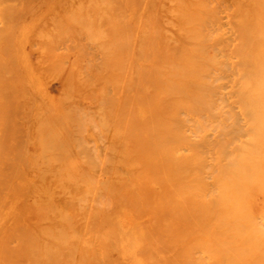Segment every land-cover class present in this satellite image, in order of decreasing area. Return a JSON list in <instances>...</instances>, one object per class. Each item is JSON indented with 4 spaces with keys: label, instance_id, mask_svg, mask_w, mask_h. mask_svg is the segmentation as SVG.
<instances>
[{
    "label": "bare ground",
    "instance_id": "obj_1",
    "mask_svg": "<svg viewBox=\"0 0 264 264\" xmlns=\"http://www.w3.org/2000/svg\"><path fill=\"white\" fill-rule=\"evenodd\" d=\"M261 86H264V0H0V264H51V262L54 263L56 261L57 262L55 264H58L59 262L60 264H64L63 261L66 259L64 257H63L64 259L61 258V256L66 257V255H63V251L65 252L67 248L69 250L67 249L66 252H69V254H74L75 256L79 253H85V250H87L90 247L91 248L89 253L91 254L93 252L92 254L95 255L94 257H97V259H93V260L88 259L89 262H92L91 264H96L97 261L98 264H110L108 263V261L115 264L118 263L125 264L127 261L122 262L123 260L126 259L125 258L126 254L123 252L125 251L124 249L125 247H130L128 242H124L126 243V245L124 244L125 247L123 246V244H121L122 247L121 245H119L121 249L124 250L123 252L118 251L117 250L118 248L115 247L116 245H114V247L112 248L111 244L115 243V239L116 237L118 238V236L119 238L122 237L121 241L125 239L123 238L124 237L123 235L120 236L117 234L118 231H120L119 234L120 233L122 234L123 232L126 231V230L123 232L121 231L122 229L126 228L124 227L123 222L126 223L125 226L132 225V222H130L131 223L130 224L129 222H126L124 220L126 218L124 214L129 216L128 213L129 214L138 213L137 216L138 215H140L138 217L143 216V219L144 217L147 218V216L149 218V215L151 214L150 218L152 217L151 218L152 222H153V216L157 214L155 215V217L157 216L155 221L156 223H158V225L161 223L159 222L160 220L162 221L166 220V222L167 220L173 221L174 219V222L175 220H177L179 221L177 225L180 226V229L176 225V223L172 221L171 222L168 221L170 225L172 223L171 227L173 225L176 226L173 227L176 229V230L174 229L173 231L175 232L178 231L177 234H175L176 236L173 235V237L178 242H180L179 239H177V235L182 234L181 235L182 237L179 236V238L182 239H184L183 237L186 235L188 236L187 241L192 240L194 242V240L196 239V242L199 245H202L203 243L201 242L203 238L205 240L206 237L203 236L205 235V232L203 230L204 229L207 230L206 228V226L208 225L207 222L210 221L213 222L216 217L214 216L213 218L212 216V218H210L209 220V217H211L210 215L208 217V220L206 218L207 222L206 223L203 222L205 225L207 224L205 227L204 224L202 227L201 222L198 224L195 222V221L199 222L198 218L200 217V215L204 214V219L206 217L205 215H207L206 212H205L206 214L205 213L201 214L202 211L200 212V209L198 207L199 204L197 205L196 198L194 197L197 194L196 191L192 190L193 193L196 192V194H193V200L195 199V202L192 200V197L190 195L191 192L188 193L191 199L186 196H185L186 199L183 198L185 202L190 201L191 204L194 202V204L196 205L193 207L194 209L192 208L193 210L191 214H189L188 212L191 210L189 204L182 202L183 201L182 199L176 200V199H180L176 197L179 196L180 192L182 193V191L180 190L181 184L178 186L179 183L176 181L178 179L179 182H183L181 181L182 178L181 179L179 178L182 176L185 179V175L183 174L179 175L180 176L179 178L178 175L177 176L175 175V177L177 178L171 177L173 180L171 178L170 180L173 182L176 179L175 184L170 181L171 184L174 185V186L172 185L173 187L171 186V184L169 185L167 184L170 182L169 180L166 182L165 174L167 177L168 174L167 172L170 170L171 165L170 166L168 165L169 166L168 170H165L168 167L166 164L167 161L165 162V160L168 158L171 159L173 158V157H169V155L173 156L174 153H176L174 152L176 148L177 150L175 151L179 153L178 148L181 150V148L185 147L184 146L185 144L184 145L182 144V141L185 142L184 141L185 135L183 136L182 139H180L181 141L179 140L177 141L180 142V144H182V147L180 148L181 145L179 143L178 144L180 146H175V144H173L176 138L174 140V137H170L169 134L171 133L173 134L174 132L175 133L177 132L176 134H174V136L176 137L177 134H180V132H178L179 127L185 128V126L183 125L179 126L177 127L178 130L173 129L174 132L171 131V133H169L166 130H164L165 129L164 117L165 115L167 117V115L171 113H175L177 115V112L179 114V112L181 111L184 112V115L185 112L187 114L188 113L194 114V116L187 118H189L188 120L195 118L193 120H196L197 123V118L199 116H196L197 117L196 118L195 115L202 114L201 115L202 118L203 117L208 118L207 116L208 115L211 116L213 115V113L215 115L216 113L214 111L216 109L218 110L217 108L218 105L217 104L215 105V103L216 102L223 103V101L228 102V98H227L228 96L230 100L229 102L232 103L231 100L233 102L235 101V99L233 100L232 98V96L234 97L233 94L237 95L238 97L239 96L245 97L249 95L248 97L249 100L252 98L251 95L253 96L255 95L253 97L254 99L258 97L256 95H259V97L256 98L255 100L262 99L260 95H264V88L263 87L260 88ZM233 87H235L234 88L235 91L233 89L232 96H230L229 93L231 89L230 90L228 89ZM237 87H239V89L236 90ZM253 87H257V89H254ZM253 100L252 103L250 102V104L252 105L254 112H256L254 113L255 118L256 116H259V114H261L259 117L262 118L260 120H257V118L256 120H254L259 122L261 121L260 122L261 129H259L260 128L259 124H257L258 126H256L257 129L255 128V126L253 127V124L254 125L256 124L253 122V120H252L253 124L250 125L251 128L252 127L255 128L254 130L255 134L257 133V131L258 133L260 131L259 136L257 135L258 138L256 137L255 134L253 135L251 131H247L250 132L251 134L249 133L250 136L246 137L248 134L245 131V129H246V125L249 126V124H245L246 120H242V119H246V118H243V116H241L242 114H244L243 111L244 112L246 111V113L248 112L247 111L248 108H246L245 110L244 103H242L244 105V109H242L241 111V109L239 108L242 113L238 111L241 115L237 113L241 117H237V115H231V113L234 114L235 112L230 111V109L227 110L230 111V115L232 116V118L233 116L234 117L236 116V118L234 119H237V122L239 120L245 121V123L243 124L245 128L242 129L244 131H242L241 128L239 131H242L244 133L246 132L245 137L246 139H248V141H246L245 139L243 140V136H239V133H236L235 137L238 136L242 138L239 139V141L237 140V138L235 139L238 143L240 142L241 145L239 146L237 142H234L233 143L234 145H232L231 147L234 146L233 148L236 149L235 145L237 144L240 149L245 151V147H247L251 139L250 146L248 145L249 147L246 148L247 155L250 154L248 158H246L247 160L245 159L246 157L245 152L240 151L239 153L240 158L236 157L237 159L234 158L233 161L236 160V162L242 163L244 160L245 164L246 161L247 162L250 161V163L252 162V165H250L251 167L248 166V164L250 163H247L246 167L248 166V168H246V170L251 169L250 172L251 173L253 172L255 176L254 175H251L250 177L245 176V173H243L245 171V168H242L243 165L245 167V164H239V165L237 164V166L236 165L234 166L236 167L241 166L243 170L240 169V167H238L239 171L242 172L241 174H243V176H245L246 179L247 177H249L251 183L253 178L254 180L253 184H255L257 180L254 179V177H256L259 174V172L261 173L264 172L263 171L264 169H261L264 168L263 167L264 165L260 161V159L262 158L261 156L264 155L263 154L264 150L262 149V147L264 146V135L262 134L264 132L263 131L264 113H261V111H259L258 113L256 111V109H258L264 112L263 111L264 99H262V101L259 100L262 102V103L260 102V104H258L259 101L255 102L254 104ZM240 101L242 100L240 99ZM237 102L235 101L234 104H236ZM228 103H226V105L230 106ZM256 103L260 105L259 106L260 109L258 108V105ZM248 104L246 105V107L250 106V104L249 105ZM238 106L242 108L241 104L239 105V103L237 106L234 107L236 108ZM223 111H225V109ZM175 114L174 117H176ZM220 114L219 116L222 115ZM249 115L250 117H252L253 111L246 116L249 117ZM168 117L169 118H167V120L171 119L173 115H171V117L170 115H168ZM225 117L227 116L222 117L223 121H220L219 124L223 125L224 120L226 121ZM173 118L170 122L173 121L178 123L181 120L179 119L178 121H174ZM208 119L206 120L209 122ZM252 119H254V116ZM184 120L182 121L184 122ZM210 120L212 121L213 119ZM216 120L217 119H215V121ZM199 121L200 120H198V122ZM228 122L230 123V120H228ZM249 122H250V118H249ZM199 123L202 124V126L205 125L202 122ZM208 124L210 125V123ZM214 124H213V128H216L214 127L215 126ZM168 125H170V123ZM229 125L230 124H228L227 126L229 127ZM195 126H197V124ZM231 127L232 126L229 127V130ZM237 127L238 128H235L236 130L239 129V126ZM199 128L201 127L199 126ZM203 128L201 130H203ZM213 128L211 127L210 130H213ZM251 128L249 127L247 129H251ZM193 129L196 130V128ZM220 129L222 133L218 132V128L216 132L223 135L228 134V129L226 130L227 132H225L224 129L222 130L221 125H220ZM231 129H234V125L233 128ZM197 130L199 131V129ZM197 130L195 132L194 131L192 132L191 130L189 131L192 132L195 136ZM164 131L168 135H166ZM182 131L183 130H181V132ZM199 133L197 134L198 136L199 135L201 136V133L203 135V132H199ZM229 133L232 134V131H229ZM244 133L240 132V134H244ZM185 134L187 137V133ZM214 134L217 135L216 133ZM165 135L167 136V138L169 136L171 139L170 138L167 139ZM215 135L213 136L215 137ZM223 135L218 134L219 140L217 141L218 142L220 141L219 143L216 141L217 137L214 138L211 135V138L210 139L208 138L209 139L208 142L211 141L212 138L214 139L213 142L214 141L215 142L214 145H212L213 142L209 144L210 145L209 148L214 146L215 149H219L218 146L220 145L219 147L223 146L222 147L223 150V148L225 149L227 144L229 143L232 144L233 140L231 138H233V135L231 138L228 139L232 141L228 143H226V141L224 140H226L227 136L230 135L228 134L224 140L221 137H219V136L223 137ZM262 136H263V141L261 139ZM207 137L208 136L204 138ZM165 138L166 140L169 141L170 139L171 141L169 142V144L166 143V145L168 146L165 145ZM179 138L181 137L179 136ZM189 138L191 139L192 137ZM256 138L258 140H254ZM192 139L190 140V142H192L195 138L193 140ZM220 139L223 141H221ZM197 141L199 144H201L199 142V139ZM243 141L246 142L244 143ZM256 141L257 142L260 141L261 144L259 142L256 143ZM193 143L195 144L196 142L193 141L191 144ZM198 143H196L195 145H197ZM202 144L204 145V143ZM216 144H217V148L215 147ZM173 145L175 147H173ZM195 145H191V147L190 146L188 147L186 145L188 149L185 147L183 148L184 152L183 150H181L182 153L181 152L179 153L180 156L184 153L182 157L179 156L182 160L178 157V159H180L178 160V162L180 163L182 161L181 163H183L184 170L182 169V171H185V173L190 176L188 178L198 177V174L200 173H198L199 171L195 167L196 166L195 163L198 160V157H200L201 155L202 156L204 155L206 157L205 154L211 151V150L209 151V149L207 151V146L205 147V145L207 144L205 143L204 145L205 149L203 150V151L205 150L207 151L205 154H203V151L201 150V148L203 149L201 145V148L198 150L199 152L202 151L201 154L198 153L200 154V156H198L197 153H195L196 151H194L192 154L197 155L198 156L197 158H195L196 156H193L192 154L191 155L187 154L186 158L183 159L185 157V154L187 153L185 152V149L187 150L190 149L191 151L194 149ZM257 145H259L261 148ZM241 146H243L244 149ZM252 146L256 147L257 149L253 148ZM165 147L166 148L169 147L168 152ZM170 148L174 149L173 151L171 150V152H174L173 154L171 152L169 153ZM196 148H198V146L195 147V149ZM214 148L212 151L216 156H218V153L220 151L218 150L217 153L215 152L217 150L214 151ZM240 149L237 150V153L234 150L236 155L238 154V151ZM247 149L248 151L249 150L250 151L247 152ZM252 149L255 151V154L259 155V156L256 155L257 162L260 161L262 166L261 165L259 166V164L256 165V160H254L255 163L251 161V159L254 156L252 155V158H250L251 154L254 153ZM259 151L263 153L262 154L257 153ZM166 152L168 155H166ZM232 153L234 152L233 151L231 152V155L233 156ZM209 154L211 153H208L207 157L209 156L208 160L210 162V160H212L211 158L213 157H211ZM219 154H221V152ZM224 155L222 154L221 156ZM226 155L230 157L229 153ZM241 155L242 158H244L243 160L241 159ZM166 156H168V158ZM177 156L175 155L174 157L177 158ZM202 156L200 157V159L202 158ZM214 159L212 160V162L220 161L219 160L220 157L217 159L219 161ZM227 159L229 158H225L224 160L226 161ZM232 159L230 158L229 162ZM238 159H241L242 161L240 160L237 161ZM263 159L264 158H262V161ZM203 160L204 157L202 159V162H204ZM168 161L171 162L172 160L170 161V159H168ZM174 161L172 162L174 163V168H172L171 171H173L176 168L175 166L180 167V165H182L181 163L179 164L178 162H176L177 159ZM226 162L224 163L227 164ZM200 163L201 162L199 163L197 162V165H199ZM224 163L223 164L221 163L220 166L224 165ZM202 164H200L201 167L205 165ZM211 165L205 166L207 168V171L211 167ZM253 165H255L256 167L258 166V168L256 169L257 171L254 170V168L256 167H252ZM215 167L216 166H214V168ZM225 167H223L225 169V170L223 169L224 171L220 168L218 169L222 170L227 174L226 171H228L227 170L228 168L226 167L227 168L226 169ZM214 168L213 167L211 168L212 174L208 173L211 176L217 174L215 172L213 174L212 169ZM235 168L233 167L234 172H235ZM216 169L213 171H216ZM238 169L236 168V171ZM178 170L180 169L177 168V171ZM204 171L207 172L205 168ZM202 172L200 174L201 177H202ZM228 172L231 173V171ZM234 172L231 173L232 175L230 174L231 177H235L237 175ZM171 174L170 176H173V174L172 175ZM241 174L238 173L239 176ZM207 175L203 174V178ZM210 175H208L206 179L201 178V180L202 181L207 180ZM221 175L222 174H220V176ZM230 175H228L229 177L228 180L231 178ZM262 175L263 173L261 174V176ZM211 176L209 180L210 181L213 180V182L216 181L212 179ZM218 176L219 174L217 175V177ZM239 176L233 179L236 180L237 178V180H239L240 179ZM262 177L261 178L264 179V176ZM220 178L222 182H224L222 184H225L226 181H228V180L223 181L222 177ZM261 178L259 175L258 181ZM194 179H192L194 183L189 182L190 179H187L185 180L187 181V183L185 184H188L189 182V184L192 183L193 186L196 185L195 181L199 179L197 178L195 179V181ZM224 179H227L226 176ZM217 180L219 181V178H217ZM202 181L200 182L201 183L200 186L206 184L204 182L202 183ZM210 181L208 182L210 183ZM230 181L231 182L228 181V184L230 183L232 186H234L233 184H235V182L232 181V179ZM246 182L247 181L245 180L244 183V179H243L242 185L248 183ZM259 182H257L259 184L258 186L260 187L262 186L261 189H263L264 185H262V181ZM163 184H165L164 186L168 185L169 187H171L173 189L172 191H175V193H172L171 191L169 192V190L167 189L165 191V193L166 192L167 193L164 194ZM192 184L190 185L192 186ZM198 184L199 183L197 181V185ZM214 185L215 183H213L211 186ZM218 185L217 187L222 186V185L219 186ZM239 185L241 186V184L238 181V186ZM248 185L249 184H247V186ZM200 186H198V188ZM206 186L207 184L204 187ZM225 186L227 187V185ZM232 186L230 187L231 189ZM247 186L244 187L246 190H247L246 188ZM174 187L176 189L179 187L180 189H177V192L179 190L180 192L176 194V190L174 189ZM198 188L197 190L202 192L201 190L202 187L200 188V190ZM241 188L243 187L241 186ZM182 189L184 188L182 187ZM185 189H187V187ZM217 189L220 190L219 188H216V190H214L216 191V193L215 192L213 193L208 190L209 193L207 194H213V197L219 200L220 198H222V195H220L219 192H217L218 191ZM221 189H224V187H221ZM238 190H239L238 192L239 195L242 194V192H244V191L240 192L239 188ZM224 191H226V189ZM187 192L188 190H186V193ZM227 192L229 191L227 190ZM234 192H237L236 189L234 190ZM170 193L174 195L172 196ZM256 193L259 194L258 192L255 191L254 194ZM162 194H164L163 196L167 194L170 195L169 196L167 195V197L165 196V200H164V198H162ZM183 194L185 193L183 192ZM183 194L182 197L184 196ZM202 194L206 195V193H202ZM246 194L245 196L247 197H245L246 198L245 200L248 201L250 199V196H248V192H246ZM175 195L176 197H174ZM201 195L200 193L198 197L196 195L197 201L200 200L199 201L200 204L201 202L203 203L205 200L208 201L209 198H210L209 201L212 204V200H214V198L213 199L211 198L212 195L209 196L207 195L208 199L204 195H202L204 198H206L205 200ZM216 195L217 196L220 195L221 197L220 198L216 197ZM224 195L225 193L223 194V196ZM234 195L236 196L235 193ZM242 195H240L241 196L239 197L240 199L242 198ZM86 196L88 197L87 200L89 202H87L86 200L85 201L87 203V206L89 207L93 205L94 198L96 199V197L94 196L106 197L107 202H104L106 200L100 197V201L102 202L98 201L100 204L98 205L97 204L98 202H96L98 199L95 200L94 202L96 203H94V205L97 204L100 207L96 208L97 205L96 207L93 206L95 207L93 208V211L96 209L95 213L93 214V212H90L89 214V210L87 209L88 207L86 206L85 201L84 203L82 202L83 201L82 199L86 198ZM226 196L227 197H224V199L226 198L228 200L230 199L228 202L231 201V203H233L231 198H229L231 196H228L227 194ZM168 197L169 198L171 197L170 198L171 201L170 199H166ZM108 198L111 200L108 201L109 200ZM156 198L158 201L156 200ZM200 198L204 201H201ZM90 199L92 202H90ZM124 199H129L132 201L125 202ZM146 199L148 200L150 199L151 201H154L152 203L153 205L149 203L150 200L146 201ZM159 200L160 201L163 200L164 203L165 202L168 203H165L164 206V203L159 202ZM169 201L172 204H170ZM175 201H178L179 203L177 202L175 203V206H173ZM239 201L236 202L234 200V203H237L239 205ZM223 202H225V200ZM243 202L245 203V201ZM206 203L204 202L203 203L204 205H202L201 208L209 204ZM226 203L227 201L223 204ZM101 204L103 208H101ZM176 204H178L177 206H179V204H181L182 206L184 205V208L182 209H184V211H187L188 213L185 212V216H184L183 215L184 211L181 208H178L179 210L181 209L180 211L177 209L180 215L176 212L177 210L174 211L175 212L174 213L172 209L177 208ZM214 204H212L211 210L217 209L219 204L222 203L217 204L218 206L215 205L217 206V208H213L215 207ZM126 205L130 206V208L127 209L125 212V209L127 207ZM168 205L171 206L168 207ZM228 205L229 204H226L223 207H226ZM245 205L243 204V207ZM247 205L246 208L251 206L249 205L247 207ZM161 206H164V209ZM186 206L189 207V210ZM196 207L199 209V212L198 210H196ZM238 207L239 206H237V209L235 207V211L238 210ZM243 207L242 209L244 210ZM100 208L102 210L104 209L103 213L105 214L106 212L107 213L106 216L108 218L110 217V219H107L106 216L104 218V215L103 218H101L103 213L99 212L98 209ZM105 208L106 209L108 208V212ZM109 208H111L110 209L111 211H109ZM112 208L114 211L113 213L117 215V216L115 215L116 217L120 216L118 214L124 211L121 219L123 220V222L121 221L122 223L120 222V217H118L119 220H116L114 216H113L114 218L112 217V215L110 214V212H112ZM159 208L162 210H160ZM228 209H229L228 211H230L231 209L234 210V208L231 209L228 208ZM250 209L251 208H248V210ZM243 210L242 213L244 215L245 212H243ZM193 211L200 213V214L196 213L198 214V217L195 215L193 216V214H195ZM96 212L100 219H98V217L95 218ZM98 212L101 213V216L99 215ZM160 212L161 213L166 212V214L172 212L173 214L171 213L167 214V217L164 218L166 214H160ZM219 212L223 213L222 215L221 213H218L221 216L225 215V213L222 212V209ZM231 212L233 211L231 210ZM250 212L252 211H247L246 214L247 213L250 214ZM263 212L264 210L261 211V213ZM85 213H88L87 216L84 215ZM91 213L93 214L94 218L93 216L90 217ZM141 213L143 214L142 216ZM146 213H148V215L144 216V214ZM215 214L216 212L214 213V215ZM82 215L86 216L85 218H89L86 219V221H89L92 218L91 220L93 222L94 219L95 221L97 220V222L96 223L94 222L93 224L91 220L89 221L90 223L85 222L84 221L85 218H83ZM170 215L173 216L179 215V216L178 218L177 216L172 218L173 216L171 217ZM188 215L189 216L192 215L194 217V221H192V218H189L191 219L189 220ZM243 215L242 218H245V216ZM251 215H253V213ZM228 216H230V219H232L231 214H229ZM228 216L225 218L222 217L223 218L222 221H224L222 223H225L226 220L224 219L227 218L228 220L229 218ZM237 216H239V213ZM237 216H235L236 218L235 222H237L238 219L240 218L239 222H237L240 223L241 217L237 218ZM260 216L261 217L263 216L262 219H264V213L261 214ZM169 217L171 218V220ZM180 217H182V219L184 218L183 219L184 222L182 221V224L180 223L181 222ZM253 217L254 218L247 216V218L252 219V220L249 219L250 224L251 222H253V219L254 221H256L255 219L259 218V216L256 217L254 215ZM161 218H164L165 220ZM199 219L203 220V218H199ZM245 219H243V221L246 222ZM126 220H128V217ZM232 220L230 222L231 226H232ZM258 220H260V218ZM191 221L192 223H190ZM168 222L167 224L168 226H170ZM228 222H226L225 225ZM257 222L258 221L254 222L253 223L254 225H251V227L248 230H251L252 227L253 228L255 227L254 229L258 230L261 227V229H259L257 232L255 230L254 231L251 230L253 235L251 236L254 237L257 235L258 237L257 239H260L259 237L264 238V234H262L264 230V226H262L264 225L263 221L262 223L260 222L261 226L260 223ZM134 223L137 224L136 226H138L139 224L137 221H135ZM163 223L165 222H162V224H160V228L163 225ZM220 223L221 221L219 222V224ZM255 223L259 225H256ZM86 224H91L89 228H93V225L94 227H99L102 233L100 231L97 232L98 229L95 230V228H93L94 230L93 232L95 236L92 235L93 236L92 237L90 235L91 232H89L90 234L88 238L87 230H86L88 226ZM193 224L195 226H193ZM210 224L212 223H209V226ZM119 225H121L124 228H121V226ZM198 225H199V229L198 228H197L198 230L196 228L194 229V227H198ZM233 225H236V223H233ZM240 225L238 227H240ZM144 226L146 229L144 228ZM200 226L202 227V229L203 228L204 229L203 230L200 229L201 228ZM209 226H207L208 230L211 226H212V230H214L213 228L215 229L218 228V223L214 224V226L213 225H211L210 227ZM229 226L228 229L230 228ZM147 227H149V225H143V227L142 225H140V228L137 227L135 228L134 225V228H132L133 230L130 229L132 232L134 231L133 236L131 235L132 238L137 235L139 231L137 229L142 228L148 231ZM177 227L179 230H177ZM226 227H224L225 229H223V226L221 225L223 231L227 229ZM238 227L236 226L237 229ZM74 228H77L75 232L77 231L76 234L78 235L77 236L76 234H74V236L76 235L77 237H79V240L85 239L84 240L85 242L88 241V239L93 238L92 240L95 243L93 241L92 243L91 239L89 240L90 242H85V244L84 242H81L79 240L76 242L75 238L77 237L73 238V234H71V233H75L74 231H72L74 230ZM221 228L219 227L218 229ZM84 229L86 231H84ZM113 229L114 230L116 229L114 232H117V234H115L114 232L112 233V235L113 234L116 235L115 239H113L114 237L111 235V233H108L110 230ZM192 229L195 230L192 231V233L195 232L193 233V235H191L192 233L189 234L188 232L189 230ZM243 229L245 233L246 231L245 228L241 227L242 233H243ZM170 230L172 229L168 228V232ZM212 230H210V234ZM179 231L182 233H179ZM196 231L204 232V234L202 233L203 235L201 234L198 235L200 236V238L199 237L196 238L195 236L197 234ZM218 231L219 230L217 231L215 230L213 234H215V232L217 233ZM223 231H220L222 232L221 233L222 235H223ZM80 232H82L84 238L79 236L80 234L78 233ZM84 232H86V234ZM132 232L130 233L127 232V233L132 234ZM149 232L150 234H146V236L144 237L146 238L148 237L147 239L151 238L150 243H152L151 241L153 238H154L153 243L155 244L159 243L155 241V238H156V234L159 235L158 233L160 232L154 234V232L151 233V230H149L148 232H144V233H149ZM186 232H188L187 234L189 235H187ZM229 232H227L228 235L227 233L225 234L224 239L226 238V236L227 239L229 236L230 237L232 236V234ZM253 232L254 233L256 232L255 233L256 235H254ZM258 232H260V234ZM134 233L136 234L135 236ZM170 233L167 234L171 235ZM232 233L234 237L237 231L235 233L234 232ZM69 234L70 237L73 238L70 239H72V241H74L75 239V242L78 243L77 245H79L81 242L83 243L82 246L85 245L88 248L84 246L85 249H83V247L79 245L78 247L80 248L78 251L80 252L78 253L77 251L76 254V251H74V253H72V251L70 250L72 248V245L66 243L70 241L68 240ZM213 234H211V236ZM261 234L262 236H260ZM149 235H152L153 237H150ZM160 235L157 238L160 237L161 241L165 239L163 241V244H166L169 247L172 246L170 245V243L169 244L167 243V238L165 233L163 234L165 237H162L163 235L161 236ZM215 235H218V233ZM248 235H246V237H248ZM192 236L195 237L192 238ZM202 236L203 238L201 239ZM125 237L129 239L128 236ZM139 237L140 236H138L137 241H139L140 239L142 241L144 239L143 236H141L142 238L140 237V239ZM236 237L237 235L235 236V239ZM252 237L249 238L252 240V242L250 241L249 243H253ZM119 238L116 239L118 240V242H120ZM210 238L211 237H208L211 244H213V246H211L213 248L215 246L214 245L215 241L212 238L210 240ZM175 239L173 241H175ZM221 239H219L218 242L221 241ZM227 239L224 240L223 243L225 244L226 241L227 242L226 245L229 246L230 242L228 241H230V239H228V241ZM257 239L254 240L256 241ZM262 239L260 240L262 241ZM197 240L198 241L201 240L200 241L201 244ZM212 240L214 241L213 243ZM247 240L248 238L246 239V241ZM133 241H136V237ZM170 241L171 240L168 239V242ZM240 241L242 242L245 240L243 239ZM261 241L260 244L263 245L264 243L262 244ZM98 242H100V244L105 243V245L103 244V246H106L105 247L106 249L108 247L107 250H111V251L101 250L102 248L101 249L96 248ZM196 242L195 244H197ZM205 242L206 241H204V243ZM134 243L135 245L132 242L130 243L132 244L131 246L132 248L130 247V252H133L132 253L133 257L131 254L130 260L128 259V261L130 262L132 261V263L130 264L133 263L137 264L140 263V261H143L142 258L143 256H141L140 258L139 257L140 255L138 256L139 257L138 259H140V261L136 259L137 258L136 255L138 254H135L134 251L136 250L137 252V249H135L134 247H136V244L138 243L137 242ZM142 243H145V240ZM150 243L148 244L152 246ZM173 243L174 242H171V244ZM183 243L184 242H182V245ZM65 244L67 245V247ZM89 244H91V246H88ZM93 244H95L96 246ZM145 244L143 248L141 247L142 250L143 249L148 250V248L150 247V246L147 247L148 244L146 245ZM161 244L162 242L158 244L159 246L157 245V248H154L156 246L154 245L152 246V248L150 247L152 250L150 248L149 250L158 251L157 249L159 247L161 249L167 247L168 249L164 248L165 251L163 249L161 252H157L158 253V254L156 253L157 255L155 254V252L150 251L151 252L150 253L149 250L146 251L147 254L146 252L142 253L145 250L143 251L141 250L140 254L141 253H142L141 255L145 254L147 258L149 257L148 259H150L148 253L150 255L153 253V256L151 255L153 258L155 254L156 263L155 261H153V264H157L158 262L159 263L165 262V260H163L165 254L167 255V257L173 256L171 257L172 259L175 256H177L175 258H177L178 261L181 259L184 260V261L181 260L180 264H185L188 259V256L190 260L194 258L193 259L194 264L200 262L201 263L208 262V261L210 264H217V262L215 263V261H218L219 262L218 264H233L230 262H232V260H235L234 257H236L238 254L240 255V253L237 252L238 254L232 257V255L230 254H234V253H229L227 255L228 258L229 256H231L234 259H231L230 257L231 261L229 259L228 260L229 262L227 261L228 263L226 262L227 257H225L226 260L222 258L225 260L226 263H224V261L221 258H220L221 260L219 259L218 256L222 253L220 254L218 253V256L215 253V257L218 258L215 259V261H213L215 257H212L214 256V254L210 256V258H208V256H204L205 258L203 257L202 259H204L205 261H203L202 259H200V257L204 251V248L206 249L207 247L201 246V249L203 250H201L202 253H199L200 246L198 245L199 249L197 248V251L199 252L195 251L196 248L194 250L195 252H197L196 254H199L197 256L194 252L190 251L192 250L191 247H193V249L195 247L191 245V247L189 248L190 250L188 248L187 249L190 251V255L192 256V254H195V257L194 255L193 257L188 255L189 254L187 253L188 250L182 249L181 247L180 248L181 251L179 249L178 251L182 252L184 250H187L186 253L188 256L186 255L187 256L186 258V256L183 257L184 256L183 255L182 258H180L179 255L177 254L178 252L175 253L176 250L174 251L172 249L175 243L171 247V251L168 246ZM232 244H234V242H232ZM64 245L66 249L63 248L64 250H61L60 246H64ZM218 245L223 246V244L221 243ZM234 245H232V247ZM243 245L245 246V243ZM54 246L56 247L55 248L56 253L55 250L53 251ZM69 246L71 247L69 248ZM187 246L189 247L190 245L184 244L183 247H187ZM222 246L221 249H218L220 246L218 247L216 245V247H218L216 249H218V251L219 250L221 251ZM227 246L225 245L223 246V248L226 247L225 251L226 252L232 251L230 249L228 251ZM249 246L251 247V245ZM249 246L247 247L248 250L250 249ZM259 246L260 245H258V248ZM93 247H95L96 249L91 251ZM175 247L177 248V244L173 248ZM211 247L209 250L212 251L214 249V251H216L215 247L213 249ZM232 247L230 246L231 249ZM241 247L242 246L240 245V248ZM256 247L255 248L253 247L254 251L252 250V252H255ZM141 248L138 247L139 251ZM236 248L239 249L238 246ZM236 248L234 247V250H236ZM258 248L256 250L262 249L261 247L259 249ZM131 249H135V250L132 251ZM97 250L100 253H97ZM113 250L114 253L116 251L118 252V256L116 255L115 256L116 258H112V260H108L112 256L111 254ZM172 250L174 251L173 252L174 254L172 253ZM240 251L243 250L240 249ZM94 252L97 253V255L100 254V256L98 255L99 256L98 257ZM166 252L167 253L171 252L172 255L170 256L169 255L170 253L167 254ZM206 252L207 249L204 255L207 254ZM262 252H264V250ZM262 252L260 250V252L258 253H262ZM89 253L88 256L90 255ZM101 253L104 254V255L102 254L103 257H101ZM107 253L108 255L109 253H111L109 257ZM160 253L164 254L163 258H161L162 255L158 256ZM122 254L125 255L121 256ZM208 254H212V253L209 252ZM54 255L56 257L59 256V258L55 259L56 257ZM119 255L120 258L122 257L121 258L122 260L117 258L119 257ZM247 255H248L247 258L245 256L246 259L249 258L250 253L249 254L247 253ZM77 256L80 257V254ZM256 256L259 257L260 255L258 256L257 254ZM256 256L254 254V257ZM262 256L264 255L261 254V258L264 259ZM69 257L70 260H72V263L71 261L68 260ZM71 257H73V255L71 256L68 255L67 258L68 262L67 261L66 262L68 264L70 263L75 264L77 262L76 258L78 257L76 258L75 257L71 258ZM82 257H80L78 261L79 260L82 261L83 259H85V257L83 258ZM152 257L150 259L151 261L154 260ZM156 258L157 259L160 258V260H158L157 262ZM175 258L173 260H176ZM198 258L199 260H201L200 262H198L199 261ZM238 258L239 256L236 257V259ZM59 259L61 260L59 261ZM103 259L104 261L106 259L108 261L103 262ZM114 259L115 261H113ZM196 259H197V263H195L194 261ZM244 259L243 261L245 262ZM250 259L249 261L246 260L248 264L250 261H252ZM254 259L256 260V258ZM118 260H120V262H118ZM133 260H135V262H133ZM173 260H171V262ZM190 260L188 259L187 264L193 263V262L190 263ZM85 261L88 262L86 259ZM85 261L83 260V263L78 262V264L80 263L85 264ZM220 261H223V263H220ZM239 261L243 262L242 258ZM261 261L262 260H257L253 262L254 263L256 262L255 264H257L258 262L260 264H263L264 262L262 261L263 262L262 263ZM166 262H169L168 259L166 260ZM247 263L245 262V264ZM252 263L250 262V264Z\"/></svg>",
    "mask_w": 264,
    "mask_h": 264
},
{
    "label": "rangeland",
    "instance_id": "obj_2",
    "mask_svg": "<svg viewBox=\"0 0 264 264\" xmlns=\"http://www.w3.org/2000/svg\"><path fill=\"white\" fill-rule=\"evenodd\" d=\"M258 87H259V86H258ZM262 87L264 88V86H261L260 88H262ZM234 88H235V87H233V88H229V89H228V90L231 89V90H230V93H229L230 96H232V93H233V89H234ZM253 88H254V89H257V87H253ZM237 89H239V87H237L236 90H237ZM258 89H259V88H258ZM234 91H235V89H234ZM233 95H234V97L232 96L233 100L235 99L236 102L238 101V102L236 103L237 105H238V103H239V105L241 104V106H242V105H243L242 103H244V105H245V110H246V108H248V109H247V111H248L247 113H248V114H250V113L253 111V115H252V117H250V115H249V117H247L246 115H248V114L246 113V111H245V112L243 111L244 114L241 115L240 113H242L241 111H242V109H244V105L242 106V108L239 107V106L235 108L234 106H237V105L234 104L235 101L233 102V101L231 100L232 103L229 102V101H230V100H229V96L227 97L229 103H228L226 100H225L226 102L223 101V103H221V102H218V103L216 102V103H215V105H216V104L218 105V106H217L218 110L216 109V110L214 111L216 114L214 115V113H213L214 117H213V115H211V116L208 115V116H207L208 118L213 119L212 121H211L210 119L206 118V117H203V118H202V116H201L202 114H201V115L198 114V115H195V117H196V116H199L198 118L196 117V118H197V123H196V120H193V119H195V118L190 119V120H188L189 118H187V117H192V116H194V114H192V113H188V114L191 115V116H190V115H188V114L185 112V115H184V112H181V111L179 112V114H178V112H177L178 118H177V115H176L175 113L168 114V115H170V117H171V115H173V117H174V114L176 115V117H174V118L172 117L174 121H178L179 119H181L178 123L173 122V121L170 122V121L172 120V118L169 119V120H167V118H169L168 115H167V117H166V115H165V117H164V125H165V129H164V130H166V131L169 132V133H171V131L174 132L173 129L175 130V129H177V127H179V126H182V125L185 126V128H183V127H182V128L179 127V131H178V132H180V134H177L176 137L174 136V134H176L177 132H176V133L174 132L173 134L171 133L172 136H171V134H169L170 137H174V140H175V138H176V140L174 141V142H176V143L173 142V144H175V146H180V145H181V146H180V148H181V147H182V144H183V145L185 144L184 146H185L186 148H187V146H188V147H189V146L191 147V145H195L196 143H198V141H197L198 139H199V142L201 143V144L198 143L197 145H195V146H194V149L191 150V151H190V149L187 150L188 148L185 149V152H187V153L185 154V157H184L183 159L186 158L187 154H188V155H191L194 151H196L195 153H197V155L200 156V154L202 153V151L205 149V148H204L205 143L207 144V145H205V147L207 146V151H208V149H209V151H210V150L212 151L213 148H214V146H212V145H214V142H215V141L213 142L214 139L212 138V140L208 142V140L211 138V135L213 136V135H215L214 133L217 134L218 132H221L220 125H221V127H222V130L224 129L225 132H227L226 130L228 129V134H229L230 136H227L228 134H227V135H223V134L218 133L219 135H223V137H222V136H219V137H221L223 140H224V139L226 138V136H227V139L224 140V141H226V143H228V142H230V141L233 140L232 144L229 143V144H231V145H229V144H227V146L225 145L226 147L224 146L225 149L223 148V150H222V147H223V146H222V147H219V146H220L219 144H218V145H219V146H218L219 149H215V148H214V151L217 150V151H215V152L218 153V150H219V151L221 152V154H219V153H220V152H219V153H218V156H216V155L213 153V151H212V152H211V151H210V152H207V151L205 150V151H203V154H205V153L207 152V153L205 154L206 157H205L204 155H203V156L201 155V156H202L201 159H200L201 156L198 157L197 155H193V154H192L193 156H196L195 158L198 157V160H197L196 163H195V165H196L195 167H196V168L198 169V171H199L198 173L201 174L202 171L204 172V173L202 172V177H201L200 174H198V173H197V174H198V177H196V178L194 177L195 179L198 178L199 180H196V181H195L194 178H188V177H190V176H189L188 174H186L185 171H182V169H183V163H181L182 161L180 162V163L182 164V165H180V167H179V166H175V167H176V168H175L176 170L174 169L175 172H174V170L171 171L172 168H174V163H175L174 160L177 159L176 162H178V160L181 159L180 157H182V155H183L184 153H183L181 156L179 155V153H180V152L182 153L181 150H183V148H185V147L181 148V150L178 148V150H179L178 152H179V153H177V151H175V150H177V148H176L175 150L170 148L169 153L171 152V150H172V151L174 150V152H176V153L171 152L172 154L174 153L173 156H172V155H169V157H173L174 159H173V158H172V159H171V158H168V156H166L168 159H170V161H171V160H172V161L169 162L168 159L165 160V162L167 161V162H166L167 166H168V165H169V166H170V165H171V166L173 165L172 167L170 166V170L167 172V173H168V174H167V177H168L169 179L166 177V174H165L166 182H167L168 180H169V182H170V181H171L170 178H171V177H175V175H176V176L178 175V178L180 177L179 175H182V174L185 175V179H184V177H182V176L179 178V179L182 178L181 181H183L184 183H183V182H179L178 179H177V181H176V179H175V181L179 183L178 186L181 184V185H180V188H181V189H180L179 187L177 188V189H180V190L182 191V193L180 192V190L178 191V192H180V193H179V196L182 197L183 192H184L185 194H183L184 196H183L182 198L179 197V196L176 197V195H175L174 197H176V198H180V199H176V200H181V199H182V200H183L182 202L189 204V207H191V208H190L191 210L188 211L189 214H191L192 210L194 209L193 207L196 206V205L194 204L195 199L193 200V194H196V192H197V194H196L197 197L199 196V193H200V195H201L202 193H206V195H204V194H202V195H204L206 198H207V195H208V196H209V195H212L211 198L213 199V198H214V197H213V194H207V193H209V191H211V192H213V193H214V192L216 193V191H214V190H216V188H219L220 190L217 189V190H218L217 192H219V194L222 195V198H223V199H224V197H227V196H226V194H227L228 196H231V197H229V198H231V200H232L233 203H234V200H235L236 202H238V201L240 200V201H239V205H238L237 203H234V204L231 203V201L228 202L230 199L228 200V199L226 198L227 200L224 199L225 202L227 201L226 204H229L230 206H231V204H232V206L230 207V206L228 205L229 207H228V206L223 207L224 205H226V204H223V203H225V202H223L224 200H223L222 198H220V197H221L220 195H219V196L216 195V197H219L220 199L218 200V199L214 198V200H215L216 202H215L214 200H212V204L216 203V204H214V206L217 205V204H219V203H222V204H219V206L217 205L218 208H217V206L213 207V208H217V209L211 210V209H212V208H211L212 204H211L210 201H209L210 198H209V199L207 198V199H208V201H207V200H205L206 198H204V197L201 195V196L204 198V200H205V201H204V200L201 199L202 197L200 196V197H201V198H200L201 201H204L205 203H206V202L209 203V204L206 203V204H208V205L203 206V207H202L203 209H202L201 206L204 205V204H203L204 202H203V203L201 202V204H200V203H199L200 200L197 201V197H196V195L194 196V197L196 198V203H197V205L199 204L198 207H199V209H200V212L202 211L201 214H202V213H205V212L207 213V215H205V216H206L205 219H204V214L200 215V217H199V218H203L204 221H203L202 219H199V218H198L199 222H198V221H195V222H196L197 224L201 222V223H202V227H203V224L207 222V221H206V218H207V220H208V217L211 215V217H209V220H210V218H212V216H213V218H214V216H215L216 218H217V217H218V218H217V219L215 218L214 221H213V219H212L213 222H211V221H210V222H207L208 225H207V224H206V225L209 226V223H212V224H210V226H211V225L214 226V224L218 223V228H219V227L221 228V225H222V226H223V229H225L224 227L227 226V227H226L227 229L224 230L225 232L222 230V228H221V229H218V228L215 229V228H213L214 230H212V226H211V227L209 226L210 228H209V230H208V227L204 224V227L206 226V228H207L208 231L205 230L204 228H203V229H204V230H203L201 226H200V227H201L200 229H202V230L205 232V235H203L204 232H200V231H198V232L196 231L197 234H196V235L194 234V235L196 236V238H197V237L200 238V236H198V235H200V234L203 235V236H206V237H205V240H204L203 236L201 237V239L203 238V240H202L201 243H203V244H205V245H203V244H202V245H199V244L196 242V239L194 240V242H193L192 240H191L192 242H191L190 240L187 241V240H188V236H186L185 234H184L185 236L183 237L185 240L182 239V238H179V236H181L182 234H181V235H179V234L177 235V239H179V241H180V242H178V241L173 237V235L176 236L175 234H177L178 231H176V232L173 231V230L175 229V228H173L175 225H173V226L171 227L172 223H171V225H170V223H169V222L172 221L171 218L169 217L171 221L167 220V222L169 221L168 223H169L170 226H168L166 220L164 219V218L167 217V214H170V213L173 214L172 212L167 213V214H166V212H164V213H161V212H160V214H166V216L164 215L165 217L163 216L164 218H161V219H163V220H165V221H162V220H160V219L158 218V219L160 220L159 222H161L160 224H162V222H165V223H163V225L161 226V228H160V224L158 225V223H156V221H155V219L157 218V216L155 217V215H157V214H155L154 216L152 215V216H153V222L155 221L154 224H153V222L151 221V220H152V219H151L152 217L150 218V215H151L150 213H149V214H150V215H149V218H148V216H147V218L144 217V219H143V216H142L143 214H142V213H141V216H142V217H138V216H140V215L137 216L138 213H136V214H129V213H128L129 216H127L126 214H124V215L126 216V218L124 217V218H125L124 220H125L126 222H129V223L132 222V225H133V226L131 225V226H132V227H131L130 225L125 226L126 223H124L123 220H121V219H122V216H123V212H124L123 210H124V209L122 210V211H123L122 213H119V214H118V215H120V216H118V217H120V222L122 221L123 224H124V227H126L125 229H122V230L120 229L122 232L125 231V230H126L128 233L132 232L130 229L134 228V225H135V228H136V227H137V228H140V225H142V227H143V225H149V227H147L148 231L151 230V233L154 232V234L157 233V232H160L161 235H163V234L165 233L166 238H167V243H168V244L170 243V245H172V246H173L174 243H175V245L177 244V248L175 247L176 249L173 248L175 245H174L173 247H172V246L169 247L168 245L163 244V241H164L165 239H164L163 241H161L160 237L157 238V237L160 235V233H158L159 235L156 234L155 241H157V242H159V243L162 242L163 245H166V246L169 247L170 251H171V247H172V249H173L174 251L176 250L175 253L178 252L177 254L179 255L180 258H182L183 255H184L183 257H185V256L187 255V253H189L188 255H190V251H191V252H194L195 254H196L197 252H199V251H197V248H198V245H199V246H200V252H199V253H202L201 250H203V249H201V246H205V247H207V248H206V249H207V252H206L207 254L204 255V254H205V251H206V249L204 248V251H203V253L201 254L200 259H202L204 256H208V258H210V256H212L213 254H214V256H212V257H215V253H216L217 256H218V253H219V254H220V253L223 254V253L225 252L226 254H225V253H224L223 255L220 254L222 257H221L220 255H219L218 257H219V259H220V258H221V259L224 258L225 260H226L225 257H227V260H226V262H227V261L230 259V257H231V256H229V258H228V256H227L229 253H234V254H230V255H232V257H234V256H236L238 253H240V255H239V254L237 255V256H239L238 259H236L237 256L234 257L235 260H236L237 262H236L235 260H232V262H230V263L236 264V263H238V261H239L241 258H242V261H243V259L245 258V256H246V258H247V256H248L247 253H248V254L250 253L249 258H248V259H246V258L244 259L246 263H247L246 260L249 261L250 256H251V259H250V260H252V261H250L251 263H252L253 261H257V260H262V261L264 262V259L261 258V254L264 255V252H262V251L264 250V249H263V247H264V244H263V243H264V240H263V239H264V238L262 237V238H263V239H262L261 237H259L260 239H262V241H263V242H262L260 239H257L258 237H257V235L255 234L259 229H261L260 226H261L262 221H263V224H264V219H262L263 216H262V217L260 216L261 214L264 213V212L261 213V211L264 210V209H263V208H264V197H263V195H264V192H263L264 190H263V189H264V188L261 189L262 186H261V187L258 186L259 184L257 183V182H259V181H262V185H264V184H263L264 179H262V178H263L262 176H264V172H262V173H263L262 176H261L262 173L259 172V174H258L256 177H254V179L257 180V181L255 180V181H256L255 184H253V183H254L253 178H252V183H251L249 177H250L251 175H254V176H255V174H254L253 172H252V173L250 172V170H251L250 168H249L250 170H246V168H248V166L252 165V162L250 163V161H248V162L246 161V164H245V163H244V160H243L244 158H242V155H243L244 152H245V155H246L245 159L248 158V156L250 155V154L247 155V153H246V148H248V147L250 146V141H251V139H250L249 144H248L249 146L247 145V147H245V151L239 148V146H240L241 144H240V142L238 143V142L235 140L236 138H237L238 141H239V139H242L241 137H238V136L235 137V136H236V133H239V136H243V140L245 139L246 141H248V139H246V137H249L251 133H253V135L255 134V133H254V130H255V128L257 129V127H256V126H258L257 124L260 125V126H259V127H260L259 129H261V124H260L261 121L259 122V121H254V120H256V118H257V120H260V119H262V118L259 117L261 114H259V116H256V118H255L254 113H256V112H254V110H253V108H252V105L250 104V102L252 103V100L254 99L253 97H254L255 95H254V96L251 95L252 98L250 97V98H251L250 100L248 99L249 95L245 96V97H247V98H245L244 96H239V97H238V96L235 95V94H233ZM256 96L259 97V95H256ZM263 96H264V95H260V97H262V99H264ZM243 97H244L245 99H244ZM258 97H256V98H258ZM230 98H231V97H230ZM236 98H237V99H236ZM238 98H240L242 101H240V99H238ZM256 98H255V99H256ZM247 99H248V100H247ZM255 99L253 100L254 104H255V102H257V101H259V100L262 101V99H259V100H258V99L255 100ZM239 101H240V102H239ZM244 101H245V102H244ZM247 101H248V102H247ZM261 101H259L258 104H260ZM263 102H264V100H263ZM226 103H228L230 106H227ZM245 103H246V104H245ZM248 103L250 104V106H251L252 109L250 108V106H247V107H246V105H247ZM261 103H262V102H261ZM219 104H220V105H219ZM249 104H248V105H249ZM256 104H257V103H256ZM258 104H257V105H258ZM215 105H214V106H215ZM223 105H224L225 108L223 107ZM232 105H234V106H232ZM255 106H256V105H255ZM255 106H254V107H255ZM259 106H260V105H258V108L260 109ZM261 106H262V105H261ZM263 106H264V105H263ZM222 107H223V108H222ZM227 107H228V108H227ZM234 108H235V109H234ZM239 108L241 109V111H240ZM222 109H223V110L225 109V111H223ZM227 109H230V111L235 112L234 114L231 113V115H237V117H241V116H243V118H246V119H242V118H241L242 120H246V123H245V121H241V120H239V121L237 122V119H234V118H236V116H235V117L233 116V118H232V116L230 115V111L227 110ZM232 109H233V110H232ZM238 109H239V110H238ZM261 109H262V108H261ZM250 110H251V112H250ZM216 111H217V112H216ZM238 111H239L240 113H239ZM256 111H257L258 113H259V111H261V113H264V112H262V110H258V109H256ZM263 111H264V110H263ZM220 112H221L222 115L220 114ZM226 112H227V113H226ZM228 112H229V114H228ZM249 112H250V113H249ZM225 113H226L227 115H226ZM237 113H239V115H241V116H239ZM245 113H246V114H245ZM219 114H220L222 117L227 116V117H225V118H226V121L224 120L223 125H222V124H219L220 121H223V120H222L223 118H222L221 116H219ZM223 114H224V115H223ZM204 116H205V115H204ZM228 116H229V118H228ZM253 116H254V119H252ZM262 116H263V114H262ZM179 117H180V118H179ZM200 117H201V119H200ZM215 117H216V118H215ZM219 117H220V118H219ZM204 118H205V119H204ZM214 118L217 119V120H216L217 122L215 121ZM225 118H224V119H225ZM230 118H231V119H230ZM249 118H250V122H249ZM184 119H185L186 121H185ZM206 119H208L209 122H208ZM227 119L230 120V123L228 122ZM238 119H239V118H238ZM182 120H184L185 125H184V122H183ZM191 120H193L194 122L191 121ZM198 120H200L199 122H202V123H204L205 125L202 126V124H200V123L198 122ZM201 120H202V121H201ZM203 120H204V121L206 120L208 123H210L211 126H210L206 121L204 122ZM234 120H235V121H234ZM252 120H253L254 123H256L255 125L253 124ZM168 121H169V122H168ZM181 121H182V122H181ZM210 121H211V122H210ZM247 121H248V122H247ZM227 122H228V123H227ZM240 122H241V123H240ZM251 122H252V123H251ZM258 122H259V123H258ZM263 122H264V120H263ZM169 123H170L171 126L168 125ZM172 123H173V124H172ZM174 123H175V124H174ZM190 123H191V124H190ZM193 123H194V124H193ZM211 123H213V124L215 123V124H214V125H215L214 127H216V128H213V124H211ZM244 123H245V124H249V126L246 125V129H245V131H246V132H247V131H251V133H250V132H247V134H248L247 136H246V132H245V133L242 132V131H244V130H242V129L245 128V126H243ZM186 124H187V125H186ZM188 124H190V125H192V126H190V125H188ZM196 124H197V126H195ZM224 124H226V125H224ZM228 124H230L229 127L232 126L231 128H233V125H234V129H231V128H230V130H229V127L227 126ZM231 124H233V125H231ZM251 124H253V127L255 126V128H253V127L251 128V126H250ZM172 125H173V128H172ZM193 125H194V126H193ZM207 125H208V126H207ZM169 126H170V127H169ZM186 126H187V128H186ZM188 126H189L190 128H189ZM199 126H200L201 128H199ZM206 126H207V127H206ZM235 126H236V127H235ZM237 126H239V129L236 130L235 128H238ZM174 127H176V128H174ZM203 127H204V128H203ZM211 127L213 128V130H210ZM249 127H250L251 129H247V128H249ZM263 127H264V125H263ZM191 128H192V129H191ZM193 128H196V130L199 129V131L197 130L196 135H197L199 132H203V135H202V133H201V136H202V137H201L200 135H199V136H198V135H197V136H196V135L194 136V134H193L192 132H193V131L195 132L196 130H194ZM202 128H203V130H201ZM206 128H209V129H206ZM217 128H218V132H216V131H217ZM225 128H226V129H225ZM240 128H241L242 131H239ZM169 129H170V130H169ZM186 129H187V130H186ZM262 129H263V128H262ZM177 130H178V129H177ZM181 130H183V131L181 132ZM189 130H191L192 132H190ZM200 130H201V131H200ZM206 130H209V131H206ZM184 131H185V132H184ZM187 131H189L190 134H189V132H187ZM210 131H211L212 133H211ZM229 131H232V134H230L231 132L229 133ZM237 131H239V132H237ZM263 131H264V130H263ZM240 132H241V133H244V134H240ZM164 133H165V131H164ZM185 133H187V137H186V134H185ZM221 133H222V132H221ZM249 133H250V134H249ZM257 133H258V131H257ZM257 133H256L255 135H256V137L258 138V136H259V134H260V131H259L258 134H257ZM261 133H262V130H261ZM165 134L168 135L167 133H165ZM199 134H200V133H199ZM204 134H207V135H204ZM218 134L215 135V137H217L216 141L219 140V138H218ZM262 134L264 135V132H263ZM262 134H261V135H262ZM166 135H165V137L167 138ZM181 135H182V136H181ZM184 135H185V137H184V138H185V139H184L185 142L182 141V144H180V142H177L178 140L181 141L180 139H182ZM191 135H193V136H191ZM232 135H233V138H231ZM253 135H252V136H253ZM257 135H258V136H257ZM261 135H260V136H261ZM169 136H168V138H170ZM179 136H180L181 138H179ZM206 136H208V137H207V138H204V137H206ZM224 136H225V137H224ZM245 136H246V137H245ZM189 137H192L193 139L195 138L194 140H193L192 138H191V139H192L193 141H195L196 143H195V144H194V143L191 144L193 141L190 142L191 139H190ZM213 137H214V136H213ZM215 137H214V138H215ZM234 137H235V138H234ZM166 138H165V145H166V143L169 144V142H171V141H170L171 138L169 139V141L166 140ZM168 138H167V139H168ZM208 138H209V139H208ZM229 138H231L232 140H228ZM252 138H254V137H252ZM257 138L254 139V140H258ZM187 139H188V140H187ZM200 139H201V141H203V142H201ZM204 139H205V140H204ZM206 139H207V140H206ZM261 139H262V141H263V136H262ZM186 140H187V142H186ZM220 140H221V139H220ZM223 140H221V141H223ZM241 141H242V140H241ZM246 141H243V142L245 143ZM260 141H261V140H260ZM260 141H258V142L260 143ZM189 142H190V143H189ZM212 142H213V143H212ZM217 142H218V141H217ZM217 142H216V143H217ZM219 142H220V141H219ZM219 142H218V143H219ZM234 142H237V144L239 145V146H238L237 144L235 145V148H236V149L233 148L234 146L231 147L232 145H234V144H233ZM243 142H242V143H243ZM258 142L256 141V143H258ZM178 143H179L180 145H179ZM186 143H187V144H186ZM202 143H204V145H203ZM211 143H212V145H211L212 147L209 148V146H210L209 144H211ZM251 143H253V142H251ZM260 144H261V143H260ZM186 145H187V146H186ZM199 145H200V146H199ZM201 145H202L203 149L201 148ZM251 145H253V144H251ZM166 146H168V145H166ZM170 146H171V145H170ZM175 146L173 145V147H175ZM197 146H198V148H196V149H197V150H196L195 147H197ZM257 146H259V145H257ZM215 147L217 148V144L215 145ZM228 147H229V149H228ZM237 147H238V149H240V150L238 151V154L236 155V154H235V151H236V153H237V150H238ZM241 147H243V146H241ZM252 147H253V146H252ZM259 147H260V146H259ZM263 147H264V146H263ZM263 147H262V149L264 150ZM165 148H166V147H165ZM168 148H169V147H168ZM168 148H166L167 152H168ZM200 148H201V150H202L201 152L198 151ZM231 148H233V149H231ZM253 148L257 149L256 147H253ZM260 148H261V147H260ZM220 149H221L222 151H221ZM243 149H244V147H243ZM234 150H235V151H234ZM252 150H253V149H252ZM232 151L234 152V153H232L233 156L231 155V152H232ZM240 151H241V152L244 151V152L242 153V155H241V159L243 160V162H242V163H240V162L238 163V162H236V160L233 161L234 158H235V159H237L238 157L240 158V155H239ZM249 151H250V150H249ZM249 151H248V149H247V152H249ZM253 151H254V150H253ZM261 151H262V150H261ZM261 151H259V152H257V153H261ZM167 152H166V155H168ZM183 152H184V150H183ZM189 152H190V153H189ZM222 152H224V153H222ZM226 152H227V153H226ZM198 153H200V154H198ZM208 153H211V154H212V155L209 154L211 157H213V158H211L212 160L214 159V156H215V159H216V160L220 157L219 160L221 161V159H222V161L220 162L219 160H217V161L220 162V163H219V162H215V161L212 162V160H210V162H209V160H208V159H209V156L207 157ZM217 153H216V154H217ZM228 153H229V156H230V157H228V155H226V154H228ZM262 153H263V152H262ZM262 153H261V154H262ZM222 154H223V155L225 154V155H224V156H221ZM263 154H264V153H263ZM175 155H176V156L178 155L177 158L174 157ZM219 155H220V156H219ZM234 155H235V157H234ZM238 155H239V156H238ZM245 155H244V156H245ZM252 155H254L253 158H252ZM256 155L259 156L258 154H255V151H254V153L251 154L250 158L253 159V160L251 159V161L254 162V160H256V165L259 164V166H260V165L262 166L261 162H262L263 165H264V159H263V161H262V158H264V155L261 156L262 158L260 157V158H261V159H260L261 162H260L259 160H258L259 162H257V156H256ZM179 156H180V157H179ZM178 157H179L180 159H178ZM203 157H204V160H203L204 162H202ZM232 157H233V159H232ZM236 157H237V158H236ZM175 158H176V159H175ZM225 158H229V159L226 160V161H228V162H226V161L224 160ZM230 158L232 159V160L230 161L231 163L229 162ZM254 158H255V159H254ZM215 159H214V160H215ZM241 159H238L237 161H239V160L242 161ZM181 160H182V159H181ZM246 160H247V159H246ZM173 161H174V163H172ZM223 161L226 162L227 164H225ZM183 162H184V161H183ZM197 162H198V163L201 162L200 164L203 163L202 165H204V164H205V165L201 167L200 164L197 165ZM205 162H206L208 165H211V164L213 165V166L211 165L210 168L208 167V168H209L208 171H207V168L205 167V166H208V165H207ZM235 162H236V164H235ZM178 163H179V162H178ZM180 163H179V164H180ZM221 163H222V164L224 163V165H225L228 169H227L224 165H222V166L225 167L228 171H231V173L234 172V171H233V167L235 168V167L237 166V164H238V165H239V164H245V167H244V165H243V167H242V168H245V171H244L243 173H245V176H249V177H247V179H246V177L243 176V174H241L242 172H240L239 169H238V167H240V169H242L241 166H238V167H236V168L238 169V170H237L238 172L236 171V168H235V172H234V173L237 174V175H238V173H239V174H241V175H240V176L238 175V176L240 177L239 180H237V178H236V180H235V179H233V178L238 177V176L236 175L235 177H231L232 174H231L230 172L226 171L227 174H226L225 172H223L225 169H224L222 166H220ZM228 163H229V164H228ZM232 163H233V164H232ZM247 163H250V164H248V166L246 167ZM254 163H255V162H254ZM254 163H253V164H254ZM215 164H216V165H215ZM230 164H231V165H230ZM176 165H177V164H176ZM218 165H219V166H218ZM234 165H236V166H234ZM165 166H166V165H165ZM169 166H168L167 168L165 167V168H166L165 170H168ZM181 166H182V167H181ZM198 166H199V168H198ZM214 166H216L217 169H216V167L214 168ZM231 166H232V168H231ZM200 167H201V168H200ZM212 167L214 168V169H212L213 174H214V172L217 173V174H215V175H213V176L210 175V174H212V173H211V168H212ZM220 167H222V168H220ZM250 167H251V166H250ZM252 167H256V166L253 165ZM263 167H264V166H263ZM177 168L180 169L181 171H180V170L177 171ZM196 168H195V169H196ZM204 168H205V170H206L207 172L204 171ZM218 168H220V169H222V170L224 169V170L222 171V170H220V169H218ZM257 168H258V166H257L256 168H254V170H256ZM215 169H216V171H213V170H215ZM261 169H264V168H261ZM183 170H184V169H183ZM218 170H219V171H218ZM242 170H243V169H242ZM242 170H241V171H242ZM196 171H197V170H196ZM252 171H253V170H252ZM256 171H257V170H256ZM259 171H260V170H259ZM263 171H264V170H263ZM172 172H173V173H172ZM177 172H178V173H177ZM180 172H181V174H180ZM248 172L251 173V174H249ZM254 172H255V171H254ZM171 173L173 174V176H170ZM176 173H177V174H176ZM206 173H207V174L210 173V174H208V175H210V176L212 177V179H214V180H216V181H214V182H213V180L210 181V180H209V179H210V176L208 177L207 180H203V181H202L201 178H202V179H204V178L206 179V177L208 176ZM224 173H225L226 175H225ZM228 173H229V174H228ZM246 173H247V174H246ZM256 173H257V172H256ZM260 173H261V174H260ZM172 174H171V175H172ZM203 174H205V175H207V176H205V177L203 178ZM218 174H219V176H220V174H222L220 177H222L223 181H224V180H228V178H229L228 175L231 174V175H230L231 178H230L228 181L231 182L230 180L232 179V181L235 182V184H233L234 186H232L230 183H229V184H230V185H229V184H228V181H226L225 184H222V183H224V182H222V180H221V178H220L219 176L217 177ZM235 174H234V175H235ZM168 175H169V176H168ZM223 175H224V177H223ZM259 175H260V178H261V177H262V178L258 181V179H259ZM214 176H215V177H214ZM225 176H226L227 179H224ZM241 176H242V177H241ZM186 177H187V179H190V180L194 179V181L196 182V185L193 186V184L190 183V184H192V186H191V185L189 184V182H193V180H192V181L189 180L188 184H185V183H187V181H185V180H187ZM213 177H214V178H213ZM216 177L219 178V181L221 180V181H220L221 183L217 180ZM252 177H253V176H252ZM175 178H177V177H175ZM165 179H164V180H165ZM171 179H172V178H171ZM243 179H244V183H245V180L248 182V183L246 182L247 184H249L248 186H247V184L242 185V183H243ZM172 180H173V179H172ZM200 180L202 181V183H203V182L206 183L207 186L204 187L206 184H204V185L202 184L203 186H200V184H201V183H200V182H201ZM175 181H174V182L171 181V182H173V183L175 184ZM197 181H198V183H199L198 185H197ZM199 181H200V182H199ZM208 181H210L211 184H210ZM238 181H239V183L241 184V186H242L243 188H241L240 185L238 186ZM241 181H242V182H241ZM164 182H165V181H164ZM171 182H170V183H167V184L169 185V184H171ZM207 182H208L209 184H208ZM218 182H219V185H222V186H219V185H218ZM234 182H233V183H234ZM193 183H194V182H193ZM213 183H215V185H214V186H211ZM216 183H217V184H216ZM250 183H251V184H250ZM259 183H261V182H259ZM164 185H165V184H163V188L165 189V190L163 189L164 194L167 193V192L165 193V191H166L167 189L169 190V192L171 191L172 193H175V191H172L173 189H172L171 187H169L168 185H166V186H164ZM172 185H173V184H171V186H172ZM176 185H177V183H176ZM182 185H184V186H182ZM185 185H188L189 188H188V186H185ZM217 185H218L219 187H217ZM223 185H224V186H223ZM225 185H227V187H226ZM260 185H261V184H260ZM173 186H174V185H173ZM173 186H172V187H173ZM190 186H191V188H190ZM195 186H197V187H195ZM198 186H200V187L198 188ZM228 186H229V187H228ZM231 186H232V189H233V190L230 188ZM237 186H238V187H237ZM245 186H247V187H246L247 190L244 188ZM182 187H183L184 189H182ZM186 187H187V189H185ZM192 187H193V188H192ZM201 187H202V188H201ZM215 187H216V188H215ZM221 187H224V189H221ZM225 187H226V188H225ZM235 187H236V188H235ZM197 188H198L199 190H200V188H201L202 192H201V191H198ZM206 188H207V189L210 188V189H208L209 191H208ZM213 188H214V189H213ZM238 188L240 189V192H241V191H244V192H242V194H244V193L246 194V192H248V196H250V199H249L248 201L245 200V199H246L245 197H247V196H245V194H244V195L240 194V195H242V198H241V199L239 198V197H241V196L238 194V192H239ZM174 189L176 190V194H177V193H178V192H177V189H176L175 187H174ZM194 189H196V190H194ZM225 189H226V191H224ZM235 189H236L237 192H234ZM186 190H188L187 193H186ZM192 190H193V191H196V192L193 193ZM227 190H228L229 192H227ZM245 190H246V192H245ZM254 190H255L256 192H258V193H259L261 190H262V191H261L259 194H257V193L254 194V193H255ZM259 190H260V191H259ZM205 191H207V192H205ZM220 191H221V192H220ZM190 192H191V193H190ZM223 192L225 193L224 196H223V194H224ZM262 192H263V193H262ZM188 193H190V195H191V197H192V200L194 201V202L192 203L193 205H192V204L190 203V201H188V200H187V201H188L189 203L184 201V199H186L185 196H186V197H189V196H190ZM229 193H230V195H229ZM234 193L236 194V196L234 195ZM164 194H162V198H164V200H165V196L167 197L168 194L165 195V196H163ZM170 194H171V193H170ZM170 194H169V195H170ZM180 194H181V195H180ZM186 194H188V195H186ZM217 194H218V193H217ZM231 194H232V195H231ZM249 194H250V195H249ZM253 194H254V195H253ZM261 194H262V195H261ZM169 195H168V196H169ZM171 195H172V194H171ZM173 195H174V194H173ZM173 195H172V196H173ZM233 195H234V196H233ZM246 195H247V194H246ZM255 195H256V196H255ZM89 196H90V195H89ZM214 196H215V195H214ZM237 196H238V197H237ZM261 196H262V197H261ZM91 197H92V196H91ZM94 197H96V199L94 198V201L98 199L96 202H98V201H99V202H102V201H100V197H101V196H100V197H98V196H94ZM191 197H189V198L191 199ZM253 197H254V198H253ZM83 198H84V197H83ZM89 198H90V197H89ZM101 198H102V199L104 198V200L107 199L106 197H101ZM162 198H161V199H162ZM170 198H171V197H170ZM170 198L168 197V198H166V199H170ZM172 198H173V197H172ZM183 198H184V199H183ZM237 198H238L239 200H238ZM248 198H249V197H248ZM248 198H247V199H248ZM87 199H88V197L86 196V198L82 199V200H83L82 202L84 203L85 200H86L87 202H89ZM108 199H109V198H108ZM150 199H151V197H150ZM150 199H149V200H150ZM236 199H237V200H236ZM242 199H243V200H242ZM92 200H93V199H92ZM104 200H103V201H104ZM110 200H111V199H109L108 201H110ZM112 200H113V199H112ZM149 200L146 199V201H149ZM156 200H157V198H156ZM156 200H155V201H156ZM253 200L256 201V202H254ZM79 201H80V198H79ZM86 201H85V204H86V206H87ZM94 201H93V205H92V206H90V207L87 206V207H88L87 209L89 210V214H90V212H93V214H94L96 209L93 211V208H95L97 204L100 205L99 202H98L96 205H94V203H96V202H94ZM113 201H114V200H113ZM124 201H125V202H129V201H132V200L124 199ZM157 201H158V200H157ZM170 201H171V199H170ZM170 201H169V202H170ZM213 201H214V202H213ZM220 201H221V202H220ZM241 201H242V202L245 201V203H244V202L242 203ZM90 202H92L91 199H90ZM104 202H107V200L104 201ZM153 202H154V201H151V200H150L149 203L152 204ZM159 202H163V203H164L163 200H162V201L159 200ZM177 202H178V201H175L174 204H173V206H175V203H177ZM217 202H218V203H217ZM240 202H241V204H240ZM155 203H158V202H155ZM163 203H162V204H163ZM165 203H168V202H165ZM165 203H164V206H165ZM178 203H179V202H178ZM247 203H248V205H247ZM162 204H160V205H162ZM170 204H172V203L170 202ZM181 204H182V203H181ZM181 204H179V206H177L178 204H176V206H177L176 209H175V208L172 209L171 207H170V208H171V209L173 210V212H174V211H176L178 208H181V209L184 208V205L182 206ZM187 204H186V205H187ZM210 204H211V206H210ZM243 204H244V205L246 204L247 207H248L249 205H251V206L248 207V208H251V209L248 210V208H246V205L243 207ZM89 205H90V204H89ZM98 205H97L96 208L100 207V206H98ZM124 205H125V204H124ZM152 205H153V204H152ZM180 205H181V206H180ZM220 205H222V206H220ZM235 205H236V206H235ZM93 206H95V207H93ZM126 206H127V207H126ZM126 206H125V207H126L125 212H126L127 209L130 208V206H128V205H126ZM150 206H151V205H150ZM164 206H161V207H163V209H164ZM169 206H171V205H168V207H169ZM173 206H172V207H173ZM207 206H208V207H207ZM209 206H210V207H209ZM237 206H239V207L242 206V207L244 208L245 211L242 209V207H240V209H239V207H238V210H239L240 212H239L238 210L235 211V207H236V209H237ZM152 207H153V206H152ZM158 207H159V205H158ZM186 207H187L188 210H189V207H188V206H186ZM220 207H221V209H222V212L225 213V215H223V216H221L223 213L219 212V211L221 210ZM222 207H223V208H222ZM101 208H103V207H102V204H101ZM101 208L98 209V210H99V212H102V213H103V210H104V209L102 210ZM165 208H166V207H165ZM170 208H169V209H170ZM192 208H193V209H192ZM224 208H226V209H224ZM228 208H230V209H231V208H234V210L231 209L233 212H231V210L228 211V210H229ZM87 209H86V210H87ZM90 209H91V210H90ZM105 209H106V208H105ZM110 209H111V208H109V211H111ZM159 209H160V208H159ZM167 209H168V208H167ZM181 209H180V210H181ZM199 209L196 207V210H198V212H199ZM206 209H207V210H206ZM246 209H247V210H246ZM86 210H85V211H86ZM88 210H87V211H88ZM100 210H101V211H100ZM106 210H107V212H108V208H107ZM120 210H121V209H120ZM120 210H119V212H120ZM157 210H158V209H157ZM160 210H162V209H160ZM165 210H166V209H165ZM172 210H169V211H172ZM178 210H179V209H178ZM178 210L176 211L177 213H178ZM180 210H179V211H180ZM182 210L184 211V209H182ZM223 210H224V211H223ZM242 210H243V212H245L244 215H243V213H242ZM87 211H86V212H87ZM148 211H149V209H148ZM207 211H209V212H207ZM212 211H213V213H212ZM234 211H235V212H234ZM247 211H252V212H250V214L247 213V214H248V215H247V214H246ZM99 212H98V213H99ZM113 212H114V211H113V208H112V212H110V214L112 215V217L114 216L116 220H119V218L116 217L117 215L114 214ZM116 212H118V211H116ZM116 212H115V213H116ZM151 212H152V210H151ZM158 212H159V211H158ZM185 212L188 213L187 211H184V214H183L184 216H185ZM193 212L195 213V214H193V216L195 215V216L198 217V214H200V213H198V212H196V211H193ZM215 212H216V214L214 215ZM155 213H156V211H155ZM174 213H175V212H174ZM182 213H183V212H182ZM182 213H181V216H182ZM196 213H198V214H196ZM206 213H205V214H206ZM209 213H210V214H209ZM218 213H221V215L218 214ZM238 213H239V216H237ZM252 213H253V215L256 216V217L259 216V218H260V220H261V221L258 220L259 218H256V219H255L256 221H258V222L260 221V222H261V223L259 222V223H260V226H259L260 228H259L258 230H257V229H254L255 227H254V228H253V227L251 228L252 231H254V230L256 231L255 233L253 232V234L256 235V236H254V237H256V238L252 237V236H253V235H252V231H251V230H248V229L251 227V225H254L253 223L256 222V221H254V219H253V222H251V224H250V220H252L251 218H254L253 215H251ZM87 214H88V213H85L84 215L87 216ZM93 214L91 213L90 217H92ZM110 214H109V215H110ZM152 214H153V213H152ZM160 214H159V215H160ZM178 214L180 215V213H178ZM227 214H228V215L231 214V218L233 219V217H234V219H233V220L230 219V216H228ZM233 214H234V215H233ZM235 214H236V215H235ZM99 215L101 216V213H99ZM103 215H104V218H105V216L107 215V213H106V212H105V214L103 213L101 218H103ZM111 215H110V216H111ZM115 215H116V216H115ZM132 215H133V216H132ZM135 215H136V216H135ZM145 215H148V213L144 214V216H145ZM179 215H175V216H177V218H178ZM216 215H219V216H216ZM226 215L229 217L228 220H229V219H230V220H229V222H228L227 218L224 219V220H226L225 223L228 222V223L225 225V223H222V222H224V221H222V219H223L222 217L225 218V217H227ZM242 215L245 216L246 219H245V218H242ZM246 215H247L248 217H251V218H247ZM86 216H83V215H82L83 218H85ZM131 216H132V217H131ZM161 216H162V215H161ZM161 216H160V217H161ZM170 216L172 217L173 215H170ZM175 216H173L172 218H174ZM184 216H183V217H184ZM186 216H187V215H186ZM193 216H192V215H190V216L188 215V219H189V218H192V221H194V217H193ZM235 216H237V218H238V217H241V220H242V221L240 220L241 225H240V223H237V222H239V219H240V218L238 219L237 222H235V221H236V220H235V219H236ZM88 217H89V215H88ZM97 217H98V215H97V212H96V216H95V218H97ZM106 217H107V216H106ZM112 217H111V218H112ZM114 217H113V218H114ZM127 217H128V220H126ZM154 217H155V218H154ZM93 218H94V216H93ZM132 218H133V219H132ZM177 218H176V219H177ZM180 218H181V222H180V223L182 224V221H183L184 218H183V219H182V217H180ZM219 218H221V219H219ZM86 219H89V218H85V219H84L85 222H89L92 218H91L89 221H86ZM98 219H100V218L98 217ZM107 219H110V217H109V218L107 217ZM218 219H219V220H218ZM243 219H245L246 222H247L248 224H250V225H248L245 221H243ZM249 219H250V220H249ZM101 220H102V219H101ZM189 220H191V219H189ZM215 220H216L217 222H216ZM231 220H232V226L230 225ZM248 220H249V221H248ZM99 221H100V220H99ZM135 221H137V222L139 223L138 226H136L137 224L134 223ZM176 221H177V220H175V222H174V219H173L172 222L176 223V225H177L179 221H177V222H176ZM185 221H187V220H185ZM192 221H191L190 223H192ZM220 221H221L222 224H221V223L219 224ZM233 221H234V222H233ZM91 222H92V224H93L94 222L96 223L97 220L95 221V219H94V222H93L92 220H91ZM122 222H121V223H122ZM183 222H184V221H183ZM203 222H204V223H203ZM258 222H257V223H258ZM89 223H90V222H89ZM233 223H236V225H233ZM245 223H246V224H245ZM130 224H131V223H130ZM164 224H166L167 226L164 225ZM186 224H187V222H186ZM255 224H256V223H255ZM86 225L88 226L87 229H86V227H85V229L87 230V236H88V238H89V234H90L89 232H91V234H90L91 236H92V235L95 236V235H94V232H93V231H94L93 228H95V230L98 229L97 232H99V231L101 232V230H100L99 227H94V225H93V228H89V227L91 226V224H86ZM179 225H180V224H179ZM184 225H185V223H184ZM229 225H230V226H229ZM239 225H240V227H238ZM256 225H259V224H256ZM119 226H121V225H119ZM163 226H164V227H163ZM177 226H178V225H177ZM182 226H183V225H182ZM182 226H181V229H182ZM193 226H195V225L193 224ZM196 226H197V225H196ZM215 226H216V225H215ZM228 226L230 227L229 229H228ZM236 226L238 227V229L236 228ZM243 226H244V227H243ZM262 226H264V225H262ZM124 227L121 226V228H124ZM165 227H166V228H165ZM175 227H176V226H175ZM178 227H179V229H180V226H178ZM178 227H177V230H179ZM191 227H192V224H191ZM216 227H217V226H216ZM233 227H234V228H233ZM241 227H242V228H245V230H246L245 233H244V229H243V233H244V234H243L242 231H241ZM118 228H120V227H118ZM144 228H145V226H144ZM164 228H165V229H164ZM168 228H169V229H172V230H170L171 233H170V231L168 232ZM183 228H186V227H183ZM187 228H188V227H187ZM195 228H196V229H197V228L199 229V225H198V227H194V229H195ZM232 228H233L234 230L237 229V230H236L237 233H238L239 231H241V232L238 233L239 235L236 233V234L234 235V237H233V233H232V232L235 233L236 231H234ZM235 228H236V229H235ZM239 228H240V229H239ZM78 229H79V228H78ZM85 229H84V231H86ZM145 229H146V228H145ZM145 229H142V228H141V229H137V230H139L138 233H137V235L134 233V236L136 235V236H135V237H136V241H133V240L135 239V237H133L134 239L132 238V236H133V232H134V231L132 232V234H128V233L125 231V232L128 234V235H127L125 232H123L124 234H123V233H122V234H121V233L119 234L120 231H118V234H117V232H114L116 229H115V230H114V229H113V230H110L108 233H111V235H112V233L114 232V233L117 234V235H120V236L123 235V236H124L123 238H125V239H123V241H121V238H122V237L119 238V236H118L119 241H120V242H118V240H116V239H118V238L116 237V235L113 234V235H112V236L114 237L113 239H115V237H116V239H115V243L111 244V245H112L111 247L113 248L114 245H116L115 247L118 248L117 250L123 252L124 250L121 249V247H122L121 244H123V246H124V244L126 245V243H124V242H128L129 246L131 247V246H132V244H130L131 242H132L134 245H135L134 242H137L138 244H136V247H134V245H133V247H134L135 249H137V252H136L135 249H131V250H132V251L135 250V251H134L135 254H138V255H136V256H137L136 259H138L139 257L141 258V256H143V257H142V258H143V261H140V259H138V260L140 261V263H137V261H136V263H137V264H144V263H145V264H153V261H155V257H156V255L158 254L157 252H161L164 248H167V247H164V248H162V249L159 247L160 250H159V248H158V249H157L158 251H156L155 249H153V250H155V251H151V250H152V249H151L152 246L156 245L154 248H157V245H158L159 243H157V242H156L157 244L153 243L154 238H153L152 241H151L152 243H150L151 238L147 239L148 237H147V238L144 237V236H146V234H150V232H149V233H144V232H148V231H146ZM189 229H190V228H189ZM194 229L189 230V231H188L189 234L192 233V231H193ZM198 229H197V230H198ZM230 229H231V230H230ZM75 230H77V228H74V230H72V231L75 232ZM81 230H82V229H81ZM129 230H130V231H129ZM132 230H133V229H132ZM140 230H142V231H140ZM166 230H167V231H166ZM175 230H176V229H175ZM183 230H185V229H183ZM183 230H182V231H183ZM202 230H201V231H202ZM210 230H212L211 234H213L215 230H216V231L219 230V231L217 232L218 235H215V234H217V233L215 232V234H213V235L211 236V234H210ZM262 230H263V227H262ZM70 231H71V230H70ZM72 231H71V232H72ZM180 231H181V230H180ZM180 231H179V233H182V232H180ZM194 231H195V230H194ZM220 231H223V235L221 234L222 232H220ZM229 231H231V232H229ZM76 232H77V231H76ZM76 232H75V233H71V234H73V238L78 236V235L76 234ZM78 232H79V230H78ZM136 232H137V231H136ZM166 232H167V233H170L171 235L167 234ZM173 232H175V233H173ZM188 232H186V234H187ZM207 232H208V233H207ZM227 232H229V233L232 234V236H231L232 238H231L230 236L228 237V239L231 238L230 241H228L227 236H226V238L224 239V236H225V234H226ZM249 232H250V234H249ZM263 232H264V230H263ZM263 232H262V234H264ZM84 233L86 234V232H84ZM101 233H102V232H101ZM105 233H106V231H105ZM142 233H143V234H142ZM162 233H163V234H162ZM193 233H195V232H193ZM193 233H192L191 235H193ZM202 233H203V234H202ZM240 233H241V234H240ZM258 233L260 234V232H258ZM74 234H76L77 236H76V235L74 236ZM78 234H80L79 236H81L82 238H84L82 232H80V233H78ZM95 234H96V233H95ZM98 234H99V233H98ZM125 234H126V235H125ZM140 234H141V235H140ZM189 234H187V235H189ZM206 234H207L208 236H207ZM248 234H249L250 236H249ZM262 234H261L260 236H262ZM129 235H130V236H129ZM131 235H132V236H131ZM152 235H153V234H152ZM152 235H149V236H150V237H153ZM161 235H160V236H161ZM167 235H168V236H167ZM220 235H221V237H220ZM227 235H228V233H227ZM229 235H230V234H229ZM236 235H237V237H238V238L236 237V239H238V240L235 239V236H236ZM241 235H242V237H243V239H244L245 241H246V239L248 238V240H247L248 242H247V241H246V242H245V241H242V242H241L240 240H243L242 237H241ZM246 235H248V237H246ZM251 235H252V236H251ZM71 236H72V235H71ZM85 236H86V235H85ZM93 236H92V237H93ZM97 236H98V235H97ZM97 236H96V237H97ZM125 236H128L129 239H127ZM138 236H140V237L143 236V237H144V239H143L142 241H141V239H140V237H139V239H140L139 241H140L141 243H140L139 241H137ZM147 236H148V235H147ZM154 236H155V235H154ZM171 236H172V238H174L175 241H177L178 243L175 242V241H173L174 239H172ZM195 236H192V238H194ZM217 236H218V239H217ZM96 237H95V238H96ZM162 237H165V236L163 235ZM181 237H182V236H181ZM190 237H191V236H190ZM208 237H211L212 239H214L215 242L212 240V243H213V242L215 243V244H214V245H215L214 247H215V250H216V251H214V249H213L214 247H213V248L211 247V246H213V244H211V242L209 241ZM213 237H214V238H213ZM215 237H216V239H215ZM222 237H223V238H222ZM245 237H246V238H245ZM251 237L253 238V243H249L250 241L252 242V240L249 239V238H251ZM68 238H69L68 240H70V241H69V242H66V243H69L70 245H72L73 250H72V248H71L70 250L72 251V253H74V251H76V254H77V251H78L79 248H80V247H78V246H79V245L82 246L83 243H81V242H84L85 239H84V240L82 239V240H83V241H82V240H79V237H77L78 239L75 238V239H76V242H77L78 240L81 241L80 244L77 245L78 243L75 242V239H74V241H72L73 238L70 237V234H69V237H68ZM70 238H72V239H70ZM141 238H142V237H141ZM186 238H187V239H186ZM199 238H198V240H199ZM211 238H210V240H211ZM221 238H222V239H221ZM233 238H234V239H233ZM90 239H91V238H90ZM90 239H88V241H85V242H90V241H89ZM92 239H93V238H92ZM92 239H91V242L93 241ZM96 239H97V238H96ZM132 239H133V240H132ZM159 239H160V240H159ZM168 239L171 240V241L168 242ZM190 239H191V238H190ZM207 239H208V240H207ZM219 239H221V241H219V242H220L221 244H223V246H224V245L227 246V245H226V243H227L226 241H225V244L223 243L224 240L227 239V241L230 242V243H229V246H227V249H228V251H229V249L232 250V251H230V252H226V251H225V250H226V247L223 248L222 245H218V244H220V243L218 242ZM223 239H224V240H223ZM254 239H257V240L255 241ZM124 240H125V241H124ZM128 240H129V241H128ZM131 240H132V241H131ZM144 240H145V243H146V244L150 243V244L152 245V246H150L149 244L147 245V247H148V246L151 247V248L149 247L151 250H149V248H148L149 252L151 251V252H155V254L157 253L156 255L154 254V258L152 257V256H153V253L151 254L152 256L148 253V256H150V259H151V257L154 259V260H152V261H151L150 259H148L149 257L147 258V256H146L145 254H144V255H141L142 253H145L146 251H148V250H145V249H143V250H145V251L142 250V248H143V246H144V244H145V243H142ZM198 240H197V241H198ZM222 240H223V241H222ZM231 240H232V241H231ZM234 240H236V241H234ZM259 240L261 241V243H262L263 245L260 244V241H259ZM96 241H97V240H96ZM200 241H201V240H200ZM200 241H198V242L200 243ZM204 241H206V242L204 243ZM207 241L209 242V244H208ZM216 241H217V242H216ZM237 241H238V243L240 242L239 245H238ZM254 241H255V243H254ZM73 242H75V243H73ZM85 242H84V244H85ZM93 242H94V241H93ZM93 242H92V243H93ZM129 242H130V243H129ZM171 242H174V243L171 244ZM182 242H184L183 245H182ZM188 242L191 243V244H189ZM195 242H196L197 244H195ZM232 242H234L235 245L232 244ZM243 242L245 243L246 248H245V246L243 245V244H244ZM257 242H258V243H257ZM94 243H95V242H94ZM117 243H118V244H117ZM119 243H120V244H119ZM192 243H194V244H192ZM201 243H200V244H201ZM217 243H218V244H217ZM236 243H237V244H236ZM241 243H243V244H241ZM248 243H249V244H248ZM69 244H68V245H69ZM87 244H88V243H87ZM99 244H100V242L97 243V247H96V248H98V249H101V248H102L101 250H107V249H108V247H107V249H106V248H105L106 246H103V244L105 245V243H101L100 245H99ZM146 244H145V245H146ZM162 244H161V245H162ZM178 244H180V245H178ZM184 244H187V245H190V246H189V247H188V246H187V247H183ZM206 244H207V245H206ZM230 244H231V245H230ZM247 244H248V246L251 245L252 248L249 246L250 249L248 250V249H247V247H248ZM252 244H253L254 246H253ZM65 245H66V244H65ZM65 245H64V246H60L61 250L66 249V248H65ZM73 245L75 246V248H74ZM76 245H77L78 248L76 247ZM93 245H95V244H93ZM93 245H92V246H93ZM106 245H107V244H106ZM117 245H118V246H117ZM119 245H121V247H120ZM161 245H160V246H161ZM191 245H192V246H195L194 249H193V247H191ZM196 245H197V247H196ZM216 245H217L218 247H219V246H220V247L218 248V247H216ZM232 245H234V246L232 247ZM236 245L238 246L239 249L236 248V247H237ZM240 245H241L243 248H242V247L240 248ZM258 245H260L259 248L261 247L262 249H259V248H258ZM55 246H57V245H55ZM55 246H54V248H53V251L55 250V253H56V249H55L56 247H55ZM84 246H85V245H84ZM84 246H82L83 249H85ZM88 246H91V244H89ZM95 246H96V245H95ZM102 246H103V247H102ZM107 246H108V245H107ZM127 246H128V245H127ZM158 246H159V245H158ZM208 246H209V248H208ZM221 246H222V250H223V251H222V250H221V251H220V250L218 251V249H221ZM230 246L232 247V249L230 248ZM256 246H257V247H256ZM262 246H263V247H262ZM58 247H59V246H58ZM66 247H67V245H66ZM70 247H71V246H69V248H70ZM85 247H86V246H85ZM111 247H110V248H111ZM124 247H125V246H124ZM130 247H125V248H124L125 251H124L123 253H125L126 255H125V254H122V255H121V256L125 255V258H126V259L123 260L122 262L127 261L126 263H129V264L132 263V261L130 262V261H128V259L130 260L131 254L133 253V252H130ZM138 247H139V248L142 247V248L140 249V251H139ZM145 247H146V246H145ZM181 247H182V249H187V248L189 249V248L191 247L193 251L190 250V249H189V250H190V251H189V250L187 249L188 252H187V250H184V251L180 252V251H181V250H180ZM210 247L213 249L212 251H213L214 253H213L211 250H209ZM234 247L236 248V250H234ZM253 247H254V248L256 247V249H257V248L259 249V250H256V249H255V252L258 254V256L260 255V256H259L260 258L256 256L257 254H256L255 252H252V250L254 251V248H253ZM63 248H64V249H63ZM86 248H88V247H86ZM90 248H91V247H90ZM90 248H88L87 250H85V253H79L80 251H78V253L80 254V257H82V256L85 257V259H86L87 261H88V259H90V260L97 259V257H94L95 255L92 254L93 252L91 253L92 255L89 253V252H90ZM93 248H94V249H93ZM93 248L91 249V251L96 249L95 247H93ZM103 248H105V249H103ZM110 248H109V249H110ZM127 248H128V250H127ZM131 248H132V247H131ZM195 248H196V250H195ZM202 248H203V247H202ZM216 248H218V249H216ZM67 249H68V248H67ZM67 249H66V250H67ZM76 249H77V250H76ZM167 249H168V248H167ZM178 249H179L180 251H178ZM198 249H199V248H198ZM240 249H242L243 251H240ZM244 249H245V250H244ZM246 249H247V250H246ZM66 250H65V252H66ZM68 250H69V249H68ZM88 250H89V251H88ZM101 250H100V251H101ZM114 250H115V248H114ZM114 250H113L112 254L109 253V255L111 254L112 256H111L108 260H112V258H116V257H115L116 255L118 256V252L116 251L117 253H116V252L114 253ZM141 250H142L143 252L140 254ZM173 250H172V253L174 252ZM194 250L197 251V252H195ZM237 250H238V251H237ZM260 250H261L262 253H258V252H260ZM59 251H60V250H59ZM81 251H82V249H81ZM107 251H111V250H107ZM128 251H129V252H128ZM138 251H139V252H138ZM164 251H165V249H164ZM164 251H163V252H164ZM167 251H168V250H167ZM247 251H250V252H247ZM65 252L63 251V255H66V257H65V256H61V258L64 257V258L66 259V260L63 261L64 264L67 263L68 260L71 261V263H72V260H70V257L68 258V255H69V256L73 255V257H75V258L78 257L77 255H79V254H77V255L74 256V254H69V252H66V253L68 254V255H67ZM83 252H84V250H83ZM95 252H96V251H95ZM95 252H94V253H95ZM151 252H150V253H151ZM184 252H185V253H184ZM186 252H187V253H186ZM209 252L212 253V254H208ZM237 252H238V253H237ZM243 252H244V254H243ZM245 252H246V254H245ZM251 252H252L253 254H252ZM64 253H65V254H64ZM88 253L90 254L89 256H88ZM97 253H100V252H98V250H97ZM97 253H95V254L97 255ZM103 253H104V252H103ZM103 253H101V257H103V256H102ZM166 253H167V252H166ZM168 253H170V254H169L170 256L172 255L171 252H168ZM168 253H167V254H168ZM86 254H87V255H86ZM146 254H147V252H146ZM173 254H174V253H173ZM177 254H175V255H177ZM191 254H192V253H191ZM195 254H192V256H191V255H190V256L193 257V255H194V257H195ZM251 254L253 255V257H252ZM254 254H255L256 257H254ZM98 255L100 256V254H98ZM98 255H97V256H98ZM103 255H104V254H103ZM107 255H108V253H107ZM109 255H108V257H109ZM139 255H140V256H139ZM161 255H162L161 258H163V257H164V254H161V253H160L158 256H161ZM188 255H187V256H188ZM196 255L198 256L199 254H196ZM54 256H55V255H54ZM87 256H88V257H87ZM99 256H98V257H99ZM136 256H135V257H136ZM138 256H139V257H138ZM158 256H157V257H158ZM187 256H186V258H187ZM223 256H224V257H223ZM241 256H243V257H241ZM55 257H56V256H55ZM73 257H71V258H73ZM80 257L76 258V259H77V260H76V261H77V262H76L77 264H78V262H82V263H83V260L85 261V259H83L82 261H80V260L78 261V259H80ZM83 257H82V258H83ZM101 257H100V258H101ZM132 257H133V254H132ZM171 257H173V256H171ZM171 257H169V256L167 257V255L165 254V257L163 258V260H165V262H163V263H162V262H161V263L158 262V260H160V258H158V259L156 258V259H157V262H158L159 264H180V263H181V260H182V259L178 261V259L175 258V257H177V256L174 257L176 260H173L174 258L172 259ZM212 257H211V258H212ZM232 257H231V259H234V258H232ZM262 257L264 258V256H262ZM57 258H59V256L56 257L55 259H57ZM64 258H63V259H64ZM67 258H68V260H67ZM117 258L120 259V260H122V259H121L122 257L120 258V255H119V257H117ZM145 258H146V259H145ZM180 258H179V259H180ZM196 258H197V257H196ZM204 258H205V257H204ZM206 258H207V257H206ZM254 258H256V260H255ZM257 258H258V259H257ZM132 259H133V258H132ZM132 259H131V260H132ZM134 259H135V258H134ZM147 259H148V260H147ZM167 259H168L169 262H166ZM184 259H185V258H184ZM188 259L190 260L189 256H188ZM188 259H187L186 263H185V262H183V263L187 264ZM193 259H194V258H193ZM193 259H191L192 261L190 260V263L193 262ZM215 259H218V258L215 257L213 261H215ZM221 259H220V260H221ZM224 259H222V260L224 261V263H226ZM231 259H230V261H231ZM60 260H61V259H59V261H60ZM73 260H74V259H73ZM99 260H100V259H99ZM108 260L106 259L105 261L107 262ZM120 260H118V262H120ZM141 260H142V259H141ZM145 260H147L148 262L145 261ZM171 260H173V261L171 262ZM185 260H186V259H185ZM198 260H199V258H198ZM202 260L205 261L204 259H202ZM54 261H55V260H54ZM59 261H58V262H59ZM66 261H67V262H66ZM105 261H104V259H103V262H105ZM113 261H115V259H114ZM116 261H117V260H116ZM139 261H138V262H139ZM182 261H184V260H182ZM194 261H195V263H197V259L194 260ZM200 261H201V260H199L198 262H200ZM207 261H208V260H207ZM223 261H220V263H223ZM262 261H261V262H262ZM56 262H57V261H56ZM56 262H54V263L51 262V264H55ZM63 262H61V263H63ZM73 262H75V261H73ZM93 262H96V261H93ZM101 262H102V261H101ZM101 262H100V263H101ZM118 262H117V263H118ZM133 262H135V260H133ZM141 262H142V263H141ZM149 262H152V263H149ZM210 262H211V259H210ZM216 262H217V264L219 263L218 261H215V263H216ZM228 262H229V261H228ZM228 262H227V263H228ZM234 262H235V263H234ZM245 262H244V261H243V262L239 261L238 264H241V263L245 264ZM250 262H249V264H250ZM263 262H262V263H263ZM71 263H70V264H71ZM76 263H75V264H76ZM86 263H87V264H89V263L91 264L92 262H89V261L86 262V261H85V264H86ZM108 263H110V264H115V263H111L110 261H108ZM126 263H125V264H126ZM155 263H156V261H155ZM158 263H157V264H158ZM200 263H201V262H200ZM200 263H197V264H200ZM205 263L210 264L209 261H208V262H203V263H201V264H205ZM212 263H214V262H212ZM255 263H256V262H255ZM255 263L253 262L252 264H255ZM258 263H259V262H258ZM258 263H257V264H258ZM58 264H60V262H59ZM67 264H68V263H67ZM80 264H81V263H80ZM96 264H98V261H97ZM118 264H119V263H118ZM133 264H135V263H133ZM192 264H194V262H193ZM247 264H248V263H247ZM259 264H260V263H259ZM263 264H264V263H263Z\"/></svg>",
    "mask_w": 264,
    "mask_h": 264
}]
</instances>
